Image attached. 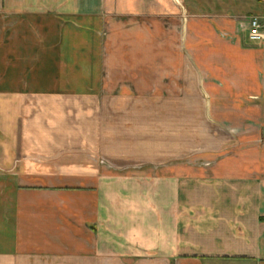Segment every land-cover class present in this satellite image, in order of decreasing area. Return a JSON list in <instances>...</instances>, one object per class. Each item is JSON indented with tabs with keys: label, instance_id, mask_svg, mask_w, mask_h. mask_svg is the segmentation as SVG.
Listing matches in <instances>:
<instances>
[{
	"label": "crops",
	"instance_id": "1",
	"mask_svg": "<svg viewBox=\"0 0 264 264\" xmlns=\"http://www.w3.org/2000/svg\"><path fill=\"white\" fill-rule=\"evenodd\" d=\"M252 17L264 0H0V264H264V153L162 165L115 131L175 120L194 81L264 95Z\"/></svg>",
	"mask_w": 264,
	"mask_h": 264
},
{
	"label": "rangeland",
	"instance_id": "2",
	"mask_svg": "<svg viewBox=\"0 0 264 264\" xmlns=\"http://www.w3.org/2000/svg\"><path fill=\"white\" fill-rule=\"evenodd\" d=\"M262 34L263 39L260 41L252 42L247 37L248 42L263 46L264 29ZM258 67V74L262 78L264 59L259 60ZM210 83L214 82L210 81ZM226 83H229L232 89L240 88L242 92H246L250 84L251 87L255 84L246 80L240 82L230 80ZM257 83L258 89L264 90V79L258 80ZM201 89V82L194 81L190 96L177 99L178 113L175 120L172 117L171 122L167 120L169 113L161 114V121L157 114L154 116L153 113L134 112L127 117L124 114V125L123 122L117 124L118 129L115 131L125 140L129 139L137 144L124 146L123 149L131 154L144 155L143 152L149 156L160 154L162 165L188 164L195 168L212 167L240 151L264 153V95L234 98L226 94L220 97H208L201 94ZM233 104L238 106L240 112H232ZM143 105L152 106L149 102ZM207 105L210 107V112L205 111ZM223 105L226 113L217 112V109ZM250 106L256 107L258 111L255 114L249 112ZM187 107L192 108L190 109L192 111L184 112ZM119 127L124 128L119 129ZM158 138L161 143L154 144L155 141H160ZM170 155L176 159L168 160ZM140 163L131 161L129 164Z\"/></svg>",
	"mask_w": 264,
	"mask_h": 264
},
{
	"label": "built area",
	"instance_id": "3",
	"mask_svg": "<svg viewBox=\"0 0 264 264\" xmlns=\"http://www.w3.org/2000/svg\"><path fill=\"white\" fill-rule=\"evenodd\" d=\"M264 24L258 17H252L248 20V39L257 42L263 39Z\"/></svg>",
	"mask_w": 264,
	"mask_h": 264
}]
</instances>
